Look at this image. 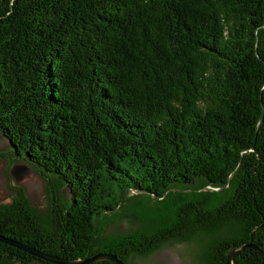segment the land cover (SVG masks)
Wrapping results in <instances>:
<instances>
[{
    "label": "trees",
    "instance_id": "1",
    "mask_svg": "<svg viewBox=\"0 0 264 264\" xmlns=\"http://www.w3.org/2000/svg\"><path fill=\"white\" fill-rule=\"evenodd\" d=\"M261 108L264 0H0V134L47 202L9 185L0 235L124 264L193 236L199 264L264 253ZM122 216L140 227L103 236ZM38 261L0 242V264Z\"/></svg>",
    "mask_w": 264,
    "mask_h": 264
},
{
    "label": "rangeland",
    "instance_id": "2",
    "mask_svg": "<svg viewBox=\"0 0 264 264\" xmlns=\"http://www.w3.org/2000/svg\"><path fill=\"white\" fill-rule=\"evenodd\" d=\"M10 146L0 134V203H7L11 197L9 185L22 187L29 204L42 213L46 207L44 179L24 160L11 159ZM130 190L128 193L133 194ZM62 194L65 192L62 188ZM140 227L132 217L122 216L110 221L103 231V236L128 233ZM222 234H229L228 229ZM194 238V239H193ZM181 242H163L148 254H130L129 262L135 264H199V252L208 238L193 236Z\"/></svg>",
    "mask_w": 264,
    "mask_h": 264
},
{
    "label": "water",
    "instance_id": "3",
    "mask_svg": "<svg viewBox=\"0 0 264 264\" xmlns=\"http://www.w3.org/2000/svg\"><path fill=\"white\" fill-rule=\"evenodd\" d=\"M263 113H264V109L261 108L260 116L258 118L256 128L262 120ZM256 128H255V130H256ZM232 174H233V172L230 173L229 177ZM202 189L203 190H217V189L209 187V186H205ZM0 242L8 244L10 246H14L17 249L23 250V251L27 252L28 254H31V255L37 257L38 259H40L42 261L55 263V264H90V263L96 262L98 260H108V261L113 262L114 264H124L121 260L117 259L115 257V255L109 254V253L99 252V253L93 254L90 257H84L81 259H65V258L57 257V256H54L51 254H43L42 252L35 251L31 247H25V246L21 245L20 243L14 241V240H11L9 238H6L2 235H0ZM245 247L252 248L254 251H256L258 256L264 262V253L262 252V250H260L258 247H256L255 245H253L251 243H245L242 246H240L239 248H237L235 250H231L226 254L225 264H232L233 257L235 255H237Z\"/></svg>",
    "mask_w": 264,
    "mask_h": 264
},
{
    "label": "flooded vegetation",
    "instance_id": "4",
    "mask_svg": "<svg viewBox=\"0 0 264 264\" xmlns=\"http://www.w3.org/2000/svg\"><path fill=\"white\" fill-rule=\"evenodd\" d=\"M40 260V259H39ZM95 262H93V263H90V264H94ZM35 264H55V263H50V262H46V261H42V260H40V261H38V262H36Z\"/></svg>",
    "mask_w": 264,
    "mask_h": 264
}]
</instances>
